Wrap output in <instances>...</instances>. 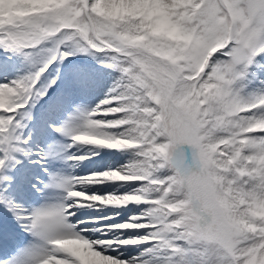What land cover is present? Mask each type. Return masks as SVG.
Returning <instances> with one entry per match:
<instances>
[{"label": "snow or ice", "instance_id": "6c2138e0", "mask_svg": "<svg viewBox=\"0 0 264 264\" xmlns=\"http://www.w3.org/2000/svg\"><path fill=\"white\" fill-rule=\"evenodd\" d=\"M0 206V264H264V0H0Z\"/></svg>", "mask_w": 264, "mask_h": 264}, {"label": "bare ground", "instance_id": "6f19581e", "mask_svg": "<svg viewBox=\"0 0 264 264\" xmlns=\"http://www.w3.org/2000/svg\"><path fill=\"white\" fill-rule=\"evenodd\" d=\"M84 58V55H82ZM11 64L13 65L14 71L18 74H24L27 71L25 67V61L23 57L17 55H13L9 53L6 57ZM73 59L77 62L78 68L77 71L81 78L87 80L92 77V68L94 69V65L88 59H80L78 56L73 57ZM63 71V68H61ZM11 78H15L13 75ZM102 87L95 88V94L99 95L102 91ZM92 97L85 95L82 97H78V99H83L85 102H88ZM39 136V132L37 133ZM30 159L29 157H25ZM30 161L22 160V167H19L18 170H13V184L10 191L17 198L18 201H28L35 199V195L32 192L28 182L32 176L38 174L43 180H46V176L41 175V169L38 167L29 164ZM26 184V185H25ZM0 225H2L3 235L7 239V242L4 239L0 238V251L4 253H9L13 251L20 241V237L18 235H14V233H19L17 229V225L14 222V218L11 217L7 211L0 206Z\"/></svg>", "mask_w": 264, "mask_h": 264}, {"label": "rangeland", "instance_id": "374dc122", "mask_svg": "<svg viewBox=\"0 0 264 264\" xmlns=\"http://www.w3.org/2000/svg\"><path fill=\"white\" fill-rule=\"evenodd\" d=\"M86 58L89 60V61H91L92 63H94L93 65L95 66L94 67V69L92 68V76L95 74V68H96V63H95V61H94V59L90 56V55H87L86 54Z\"/></svg>", "mask_w": 264, "mask_h": 264}]
</instances>
